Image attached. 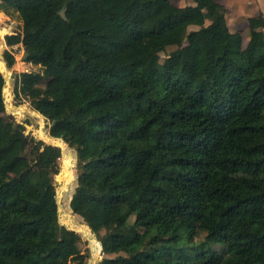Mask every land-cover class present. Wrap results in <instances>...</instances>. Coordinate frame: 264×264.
Segmentation results:
<instances>
[{"label": "trees", "instance_id": "trees-1", "mask_svg": "<svg viewBox=\"0 0 264 264\" xmlns=\"http://www.w3.org/2000/svg\"><path fill=\"white\" fill-rule=\"evenodd\" d=\"M193 1L0 0L39 68L15 75L16 104L75 150L70 208L100 264H264V14L244 47L224 6ZM4 86L0 72V132L16 140L25 126ZM15 142L9 167L0 142V264H85L81 236L59 222L61 148Z\"/></svg>", "mask_w": 264, "mask_h": 264}, {"label": "rangeland", "instance_id": "rangeland-1", "mask_svg": "<svg viewBox=\"0 0 264 264\" xmlns=\"http://www.w3.org/2000/svg\"><path fill=\"white\" fill-rule=\"evenodd\" d=\"M171 1L176 6L180 5L179 7L196 6V3L193 0H171ZM217 2L226 8L225 15L230 29L232 31H239L242 33L243 44L244 47H246L250 39V34L252 30L249 25V18L255 17L261 13L264 14V0H217ZM21 26L22 24L17 19L16 16L11 17L10 21L0 17V62L5 63L3 55L6 50L13 51L16 58V64L12 69H8L6 63L4 64L5 68L8 71L7 74H4L3 72L0 71L3 74L6 82L4 88L5 90L4 97H6L5 103L7 108L6 114L8 116H11L13 119L15 118L17 123H21L25 126V131L20 135H18L16 139L17 141L21 140L23 135H32L37 140H42L48 144L55 145L53 141L47 139V137H50V135H47L49 134L50 123L47 122L45 118L41 116L39 113L33 111L26 100H23L22 104L17 105L16 99L14 98L15 75H19L22 72L39 71V68L32 66L31 64L25 62L24 60L23 55L25 49L21 43ZM36 26L41 30V34L44 39L50 38L48 27L46 26L45 21L39 20ZM12 33H16L15 36H12L13 47H8L6 45L5 38L6 36L11 35ZM162 58H164V56H162ZM10 106L14 107V109L9 108ZM11 137L12 136L7 132H0V142L2 143V149L4 152L3 163L7 164L8 167L11 165L10 158L11 157L13 158L17 151L16 150L17 143L15 142L16 140L11 139ZM61 150H62V157L60 160V173L55 178V186L57 189V202L59 205V222L67 229L78 233L82 238V244H81L82 253L77 258H75V262L82 261L85 262V264H100L101 261H103L107 257L106 252H103V248H101V252H100V242L95 234L94 237L96 241L99 242L98 244L91 243L90 239L81 232L83 236L87 239L85 240L82 234L78 232L79 229L82 227L86 229L87 228L90 229V228L84 223V221L78 215H75L70 208L69 198L72 196L77 186L76 152L74 149L69 148L68 145L66 144H65V149L63 150L61 148ZM63 155L67 159L69 158L70 155L72 157V167H71L72 177L69 180L65 189L61 188L63 187L64 180L66 179L67 176L66 172L63 169ZM205 235H206L205 233H202L195 240L194 243H189L186 240H181L176 245V247L183 248V247H192L198 245L203 241ZM93 247L99 248L100 253H95ZM209 247L212 250H216V251H220L223 248L222 245H214V244L210 245Z\"/></svg>", "mask_w": 264, "mask_h": 264}, {"label": "bare ground", "instance_id": "bare-ground-1", "mask_svg": "<svg viewBox=\"0 0 264 264\" xmlns=\"http://www.w3.org/2000/svg\"><path fill=\"white\" fill-rule=\"evenodd\" d=\"M4 64L5 63H3V62H0V70H1V72H3L4 74H7L8 73V71H7V69L5 68V66H4ZM10 71V70H9ZM9 82V81H8ZM9 90V89H8ZM6 98V97H5ZM12 99V98H11ZM9 104V103H8ZM9 108H12V109H14V107H12V106H10ZM45 133V132H44ZM47 135H49V134H47ZM45 138V137H44ZM47 139L48 140H51V141H53L54 143H55V145H58L60 148H62L63 150L65 149V143L62 141V140H60V139H54V138H52V137H47ZM72 157H71V155L69 156V158L67 159L66 157H64V155H63V169H64V171L66 172V179L64 180V184H63V187H61V188H63V189H65L66 188V186H67V184H68V182H69V180L71 179V177H72ZM61 193V192H60ZM59 199V198H58ZM64 219V218H63ZM67 219V218H66ZM77 226V225H76ZM75 226V227H76ZM79 227V226H78ZM78 231V230H77ZM78 232H82L86 237H88L89 239H90V242L91 243H96V244H98L99 242H97L96 241V239H95V237H94V234L91 232V230L90 229H86V228H84V227H82V228H80L79 229V231ZM81 233V234H82ZM82 234V235H83ZM93 249H94V251H95V253H100L101 252V245H100V252H99V248H96V247H93Z\"/></svg>", "mask_w": 264, "mask_h": 264}, {"label": "crops", "instance_id": "crops-1", "mask_svg": "<svg viewBox=\"0 0 264 264\" xmlns=\"http://www.w3.org/2000/svg\"><path fill=\"white\" fill-rule=\"evenodd\" d=\"M217 1V0H216ZM178 6H180V5H178ZM0 17L1 18H5L6 20H8V21H10V18L8 17V16H6L4 13H1L0 12ZM16 35V33H12L11 35H9L10 37H12V36H15Z\"/></svg>", "mask_w": 264, "mask_h": 264}, {"label": "water", "instance_id": "water-1", "mask_svg": "<svg viewBox=\"0 0 264 264\" xmlns=\"http://www.w3.org/2000/svg\"><path fill=\"white\" fill-rule=\"evenodd\" d=\"M24 60H26L27 58H28V56H29V54L27 53V52H24ZM14 77V76H13ZM5 85H6V82H5ZM53 146H56V147H59V146H57V145H53ZM60 148V147H59ZM91 230V229H90ZM91 232L94 234V232L91 230ZM100 245H101V248H102V244H101V242H100Z\"/></svg>", "mask_w": 264, "mask_h": 264}, {"label": "built area", "instance_id": "built-area-1", "mask_svg": "<svg viewBox=\"0 0 264 264\" xmlns=\"http://www.w3.org/2000/svg\"><path fill=\"white\" fill-rule=\"evenodd\" d=\"M4 88H5V86H4ZM3 93H4V96H5V90H3ZM4 101H5V97H4ZM6 104V103H5ZM7 109V108H6ZM14 116V115H13Z\"/></svg>", "mask_w": 264, "mask_h": 264}]
</instances>
